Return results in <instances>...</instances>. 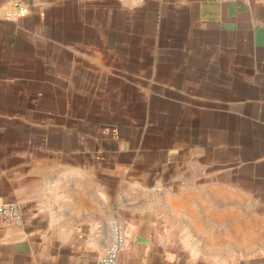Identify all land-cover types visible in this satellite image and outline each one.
<instances>
[{
	"label": "crops",
	"instance_id": "crops-1",
	"mask_svg": "<svg viewBox=\"0 0 264 264\" xmlns=\"http://www.w3.org/2000/svg\"><path fill=\"white\" fill-rule=\"evenodd\" d=\"M0 264H264V0H0Z\"/></svg>",
	"mask_w": 264,
	"mask_h": 264
},
{
	"label": "built area",
	"instance_id": "built-area-1",
	"mask_svg": "<svg viewBox=\"0 0 264 264\" xmlns=\"http://www.w3.org/2000/svg\"><path fill=\"white\" fill-rule=\"evenodd\" d=\"M22 222L21 211L16 204H0V227L6 225H20ZM126 237L121 225L113 220L110 223V238L102 256L96 264H117L119 253L124 247Z\"/></svg>",
	"mask_w": 264,
	"mask_h": 264
}]
</instances>
